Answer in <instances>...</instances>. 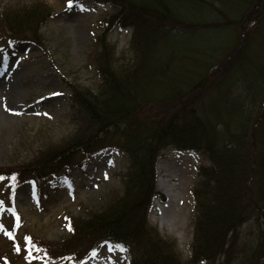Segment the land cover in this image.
Here are the masks:
<instances>
[{"label":"trees","instance_id":"obj_1","mask_svg":"<svg viewBox=\"0 0 264 264\" xmlns=\"http://www.w3.org/2000/svg\"><path fill=\"white\" fill-rule=\"evenodd\" d=\"M98 1L120 8V17H112L107 27L133 28L131 64L116 65L105 58L114 49L105 43V35L100 37L102 83L97 92L87 88L76 93L80 114L74 132L35 159L0 167V196L10 201L14 188L25 181L32 180L36 186L44 182L61 185L74 166H86L87 159L116 146L131 160L124 190L103 210L88 211L87 217L69 222L70 235L55 244L27 234L21 236L23 245L16 236L20 221L14 218L7 232L15 231L8 235L6 246L29 264L39 258L44 264H79L103 239L129 248V264H190L217 255H224L222 264H236V231L254 218L261 223L259 214H264V65L251 63L242 73L234 71L245 62L256 37L264 36V8L260 16L255 13L264 0ZM9 12L1 24L9 30L10 41H37L40 28L51 16L43 1ZM252 15L256 24L251 29H236L224 47L201 54L203 61L195 60L200 52L193 50V70L172 69L175 64L166 54L162 37L178 40L186 31L228 29L229 24H242ZM170 70L177 73L169 77ZM158 73L155 91L151 76ZM213 73L223 74L222 79L213 80ZM237 81H242L244 89L234 96ZM162 106L168 107L162 114L141 115ZM168 146L175 151L203 152L209 160L198 165L193 189L196 218L189 263L182 261L176 244L163 238L149 221L154 200L164 199L157 188L156 165ZM10 208L16 217L12 204ZM240 253L244 255L237 264H264V240L243 245ZM0 263L11 261L0 255Z\"/></svg>","mask_w":264,"mask_h":264},{"label":"rangeland","instance_id":"obj_2","mask_svg":"<svg viewBox=\"0 0 264 264\" xmlns=\"http://www.w3.org/2000/svg\"><path fill=\"white\" fill-rule=\"evenodd\" d=\"M38 1L45 2L51 9L50 18L40 28L39 39L10 42L6 37L10 32L1 24L2 16ZM263 8L255 10L257 16L261 15ZM119 12L120 8L109 1L72 0L69 7L68 0H0V37L3 39L0 40V167H13L19 161L35 159L50 145L58 144L74 132L77 127L75 118L80 114L76 93L87 88L97 92L102 83L98 68L102 58L98 56L104 45L100 37L105 35V43L114 49L105 58L112 59V64L116 65L131 64L135 54L132 49L133 28L126 26L120 29L106 24L112 17H120ZM255 24L252 15L242 24H229L228 29L224 27L205 33L186 31L178 40L171 36L160 40L175 64L172 69L184 66L193 70L195 63L192 57L196 55L193 50L200 52L195 60L203 61L201 54L224 47L229 34L234 36L236 29L248 31ZM243 61L242 69L241 64H237L234 71L242 73L251 63L264 65V36L256 37ZM173 71L168 72L169 77L177 73ZM222 75L213 73L211 76L215 80ZM158 78L159 73L151 76L152 90L159 89ZM243 89L242 81H237L231 94L237 96L243 93ZM167 106L142 111L141 115L162 114L167 111ZM96 155L87 159L86 166H74L61 185L44 182L36 186L32 180L25 181L14 188L10 201L0 196V202H3L0 205V255L11 261L5 264H29L22 254L17 255L15 249L10 250L6 246L8 226L14 218L20 221L16 236L23 245L26 242L25 239L21 241V236L27 234L55 244L70 235L69 222L87 217L88 211L103 210L110 200L122 194L131 164L129 155L117 146ZM201 163L209 164L203 152H176L168 146L156 165L157 188L164 200L154 201L150 225L163 238L176 244V251L185 263H189L192 253L196 218L193 189L198 181L197 167ZM162 179L173 185L176 194L168 208V222L164 226L159 205L163 206L169 199L160 184ZM259 218L261 223L254 218L236 231L239 248L233 251V263L237 264L244 255L240 253L243 245L259 238L264 240L262 211ZM117 245L122 244L103 239L79 264H95V260L99 264H129V248ZM223 260L224 255H217L197 263L190 261V264H222ZM42 261L39 258L32 264H43Z\"/></svg>","mask_w":264,"mask_h":264},{"label":"bare ground","instance_id":"obj_3","mask_svg":"<svg viewBox=\"0 0 264 264\" xmlns=\"http://www.w3.org/2000/svg\"><path fill=\"white\" fill-rule=\"evenodd\" d=\"M160 184L162 186V188L164 189V192L165 194L167 195L168 197V202L165 203L163 206L159 205V208H160V214H162L161 216V223L162 225L164 226L166 224L167 221V211H168V208L171 206V201L172 200H175V190H174V187L173 185L171 184H168V180L167 179H162L160 180ZM15 231V228H12V229H9V232H13ZM98 264V263H96Z\"/></svg>","mask_w":264,"mask_h":264},{"label":"snow or ice","instance_id":"obj_4","mask_svg":"<svg viewBox=\"0 0 264 264\" xmlns=\"http://www.w3.org/2000/svg\"><path fill=\"white\" fill-rule=\"evenodd\" d=\"M68 3H69V7H71L72 6V0H68ZM0 179H3V177H0ZM11 179L13 180V181H15L16 180V176H15V174H13V176L11 177ZM2 203L3 202H0V205H2ZM0 227H2V226H0ZM9 236H11V233L9 232V233H7ZM29 245L31 246V247H34V245H32V242H31V240H29ZM117 247H120V248H122L123 246L122 245H117ZM17 250L19 251L20 249H19V247L17 248ZM96 253H95V251L93 252V255H95ZM29 255H31V251H29Z\"/></svg>","mask_w":264,"mask_h":264}]
</instances>
